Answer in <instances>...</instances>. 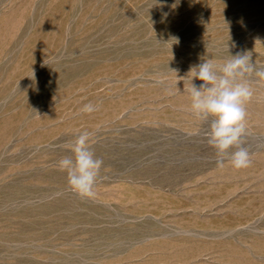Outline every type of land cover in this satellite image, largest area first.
Segmentation results:
<instances>
[{
	"label": "rangeland",
	"instance_id": "obj_1",
	"mask_svg": "<svg viewBox=\"0 0 264 264\" xmlns=\"http://www.w3.org/2000/svg\"><path fill=\"white\" fill-rule=\"evenodd\" d=\"M238 52L264 66V0H0V264H264V86L239 170L187 91ZM84 131L93 198L58 167Z\"/></svg>",
	"mask_w": 264,
	"mask_h": 264
},
{
	"label": "clouds",
	"instance_id": "obj_2",
	"mask_svg": "<svg viewBox=\"0 0 264 264\" xmlns=\"http://www.w3.org/2000/svg\"><path fill=\"white\" fill-rule=\"evenodd\" d=\"M221 65L212 60L192 66L188 74L203 83L191 82L190 111L196 119L207 121L212 117L210 131L205 133L207 142L216 150L218 168L225 167L227 160L234 169L248 168L251 163L249 150L243 146V138L248 134L246 105L255 93L248 77L255 74L257 83L264 86V66L257 68L248 53H236ZM169 94H172L169 91ZM259 99L264 100V93ZM98 107L85 104L80 112L91 114ZM91 133L81 132L77 138L64 147L73 156H65L58 161L60 171L67 172L71 190L83 198L95 196V185L103 161L94 158L90 150ZM232 149H235L234 151Z\"/></svg>",
	"mask_w": 264,
	"mask_h": 264
}]
</instances>
